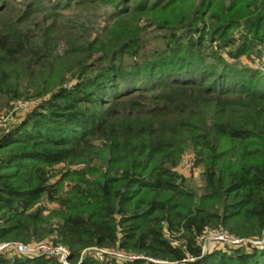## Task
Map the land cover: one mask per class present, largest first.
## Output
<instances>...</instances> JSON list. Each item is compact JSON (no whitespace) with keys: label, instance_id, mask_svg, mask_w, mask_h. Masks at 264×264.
Returning a JSON list of instances; mask_svg holds the SVG:
<instances>
[{"label":"trees","instance_id":"trees-1","mask_svg":"<svg viewBox=\"0 0 264 264\" xmlns=\"http://www.w3.org/2000/svg\"><path fill=\"white\" fill-rule=\"evenodd\" d=\"M102 7L94 38L69 15ZM242 57L264 67V0H0V110L41 100L0 129V244L54 235L68 264H264V244L199 243L264 237V68ZM185 151L198 187L176 171ZM61 164L79 169L50 182Z\"/></svg>","mask_w":264,"mask_h":264},{"label":"rangeland","instance_id":"rangeland-1","mask_svg":"<svg viewBox=\"0 0 264 264\" xmlns=\"http://www.w3.org/2000/svg\"><path fill=\"white\" fill-rule=\"evenodd\" d=\"M20 2V0H18ZM112 10L110 8L102 7L99 11L97 12H85V13H69L71 18L74 19H79V22H77L78 26H83L84 28L90 30V35L92 38L100 31L102 30L105 26L111 24V16H112ZM68 15V16H69ZM239 33L236 34L238 36ZM147 38L150 40V45L154 44L155 38L152 37V35H147ZM214 44V43H213ZM215 46V45H214ZM207 54H210V50L207 51ZM223 58L226 59V54H222ZM257 57V56H256ZM256 57H253V59H247L245 57L240 58L236 62L230 61L231 64L237 65V66H242V67H251V68H260V70L264 67L261 66L260 62H258L260 59H256ZM208 61H212L210 56H208ZM261 61H263V66H264V59L263 57L261 58ZM229 62V61H228ZM41 100H28V101H18L15 102L12 105V108L7 112L0 110V129H8L11 126H14L16 124H19L24 117L33 111L35 109ZM185 158H191L192 160H195V155L192 151H185L177 165L176 171L179 175L183 176L189 181V185L192 187H198L200 185V178H201V173L202 169L200 167H196L194 164L191 167V169H182L180 167L181 161ZM195 163V161H194ZM66 169L69 170H76L79 169V167L75 166H68L66 167L65 165L61 164L56 166L52 171L51 175L55 176L51 179L50 182H55L58 180L60 177V174L62 171H65ZM59 174V175H58ZM68 189V184H64V192ZM41 204H43L47 211L44 212V215H46L49 211L53 209H57V206L54 205L55 203H49L47 201H43ZM211 231V229H206L205 232ZM213 237V236H212ZM211 233H206V235L199 241L202 249L205 251V253L213 251V250H221L224 251L229 248H235L232 247L233 245L231 244H226L227 246H224L222 243L216 242L214 240H210ZM55 239V236H50L49 238L46 239L45 242H51L53 244V241ZM210 240V241H208ZM175 241H173L174 243ZM176 243V242H175ZM174 243V244H175ZM229 245V246H228ZM116 250V249H114ZM247 250H250L249 248ZM121 253L129 258L127 260H137L140 259V256L135 255V254H128L125 252Z\"/></svg>","mask_w":264,"mask_h":264},{"label":"built area","instance_id":"built-area-1","mask_svg":"<svg viewBox=\"0 0 264 264\" xmlns=\"http://www.w3.org/2000/svg\"><path fill=\"white\" fill-rule=\"evenodd\" d=\"M193 164L195 165L194 160H192L191 158H185L181 161L180 167L182 169H191ZM206 233H211V237L213 236L212 238H210V240L222 243L223 245L225 244L224 246H227L226 244H231L233 245L232 247H236L249 243L254 247H262L264 244V237L262 239L255 238L250 240H244L235 238L232 235L223 232L222 230L211 229V231L204 232L202 238L206 235ZM90 251L91 250H88L84 253ZM2 252H5L10 255H22L26 257H52L56 258L62 264H68L70 254L66 246L62 244H52L51 242H32L27 245L18 242L4 243L0 244V253ZM95 252L98 260L100 261L103 260V256H110L120 261L129 259L125 257L119 250L96 249Z\"/></svg>","mask_w":264,"mask_h":264}]
</instances>
